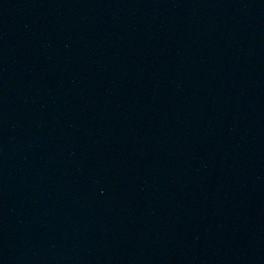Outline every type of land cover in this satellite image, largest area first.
I'll list each match as a JSON object with an SVG mask.
<instances>
[{"label":"water","instance_id":"95a60500","mask_svg":"<svg viewBox=\"0 0 264 264\" xmlns=\"http://www.w3.org/2000/svg\"><path fill=\"white\" fill-rule=\"evenodd\" d=\"M0 264H264V0H0Z\"/></svg>","mask_w":264,"mask_h":264}]
</instances>
